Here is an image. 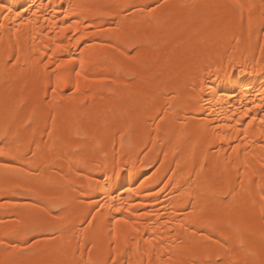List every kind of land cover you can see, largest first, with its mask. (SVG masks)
Segmentation results:
<instances>
[{
    "label": "bare ground",
    "instance_id": "bare-ground-1",
    "mask_svg": "<svg viewBox=\"0 0 264 264\" xmlns=\"http://www.w3.org/2000/svg\"><path fill=\"white\" fill-rule=\"evenodd\" d=\"M59 4L0 0V264H264V0Z\"/></svg>",
    "mask_w": 264,
    "mask_h": 264
},
{
    "label": "snow or ice",
    "instance_id": "snow-or-ice-1",
    "mask_svg": "<svg viewBox=\"0 0 264 264\" xmlns=\"http://www.w3.org/2000/svg\"><path fill=\"white\" fill-rule=\"evenodd\" d=\"M49 6L51 7V4H49ZM59 6H60V7L63 6V4H62V0H60V4H59ZM21 7H23V5H21ZM39 10H40V8H36L35 11H39ZM9 11H11V10L9 9ZM25 12H27V9H25ZM33 15H35V12H33ZM15 17H18V18H20V19L22 20V16H21V13H20L19 10H16V12H15ZM68 27H71V25H68ZM58 67H59V65H58ZM202 90H203V89H202ZM245 115H247V113H245ZM261 123L264 124V120H261ZM114 175H115V174H114ZM262 199H264V197H262ZM117 211L119 212L120 209L118 208ZM125 223H127V221H125ZM112 264H118V262L116 261L115 257L112 258Z\"/></svg>",
    "mask_w": 264,
    "mask_h": 264
}]
</instances>
